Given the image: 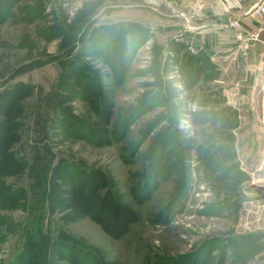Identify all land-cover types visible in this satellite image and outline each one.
I'll use <instances>...</instances> for the list:
<instances>
[{"label": "rangeland", "instance_id": "obj_1", "mask_svg": "<svg viewBox=\"0 0 264 264\" xmlns=\"http://www.w3.org/2000/svg\"><path fill=\"white\" fill-rule=\"evenodd\" d=\"M198 1L0 0V264H264L253 209L199 171Z\"/></svg>", "mask_w": 264, "mask_h": 264}, {"label": "crops", "instance_id": "obj_2", "mask_svg": "<svg viewBox=\"0 0 264 264\" xmlns=\"http://www.w3.org/2000/svg\"><path fill=\"white\" fill-rule=\"evenodd\" d=\"M260 5L264 0H199L182 29L190 37L185 50L199 61L198 80L192 87L205 83L213 112L206 123L208 131L197 144L199 171L206 175V185H229L227 193H237L232 209L237 221L253 209L257 226L252 229L264 231V202L251 196L264 190V134H241L248 124L247 113L264 110ZM233 21L240 27L232 26ZM253 31H260L259 40H250Z\"/></svg>", "mask_w": 264, "mask_h": 264}, {"label": "trees", "instance_id": "obj_3", "mask_svg": "<svg viewBox=\"0 0 264 264\" xmlns=\"http://www.w3.org/2000/svg\"><path fill=\"white\" fill-rule=\"evenodd\" d=\"M190 66L191 65H189L186 62H181V64L179 65V68H178V71H179L182 79L186 83L187 87H192L193 84L197 82L199 72H200L198 69H196V71H194ZM3 138H5V135ZM3 138L1 140H3ZM185 190L188 191V189H185Z\"/></svg>", "mask_w": 264, "mask_h": 264}, {"label": "built area", "instance_id": "obj_4", "mask_svg": "<svg viewBox=\"0 0 264 264\" xmlns=\"http://www.w3.org/2000/svg\"><path fill=\"white\" fill-rule=\"evenodd\" d=\"M257 11H258V14L264 15V5H260L258 7ZM232 26L240 27V23L238 21H233ZM249 36H250V40H253V41L259 40L260 39V31H253L250 33ZM239 37H242V35H239ZM244 46L247 48L248 44H245Z\"/></svg>", "mask_w": 264, "mask_h": 264}]
</instances>
